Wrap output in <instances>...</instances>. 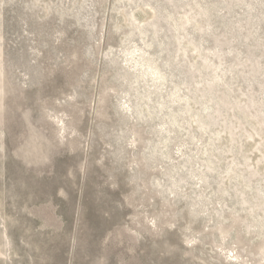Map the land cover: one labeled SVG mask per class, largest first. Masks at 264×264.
<instances>
[{
	"label": "rangeland",
	"instance_id": "1",
	"mask_svg": "<svg viewBox=\"0 0 264 264\" xmlns=\"http://www.w3.org/2000/svg\"><path fill=\"white\" fill-rule=\"evenodd\" d=\"M0 264H264V0H0Z\"/></svg>",
	"mask_w": 264,
	"mask_h": 264
}]
</instances>
